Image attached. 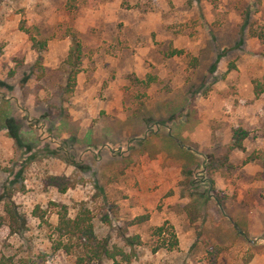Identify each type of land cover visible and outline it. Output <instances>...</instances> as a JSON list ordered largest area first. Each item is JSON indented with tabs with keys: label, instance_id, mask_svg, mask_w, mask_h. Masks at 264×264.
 <instances>
[{
	"label": "rangeland",
	"instance_id": "1",
	"mask_svg": "<svg viewBox=\"0 0 264 264\" xmlns=\"http://www.w3.org/2000/svg\"><path fill=\"white\" fill-rule=\"evenodd\" d=\"M263 36L264 0H0V194L27 226L0 201V264H77L54 247L60 205L127 253L139 234L122 264H264Z\"/></svg>",
	"mask_w": 264,
	"mask_h": 264
},
{
	"label": "trees",
	"instance_id": "2",
	"mask_svg": "<svg viewBox=\"0 0 264 264\" xmlns=\"http://www.w3.org/2000/svg\"><path fill=\"white\" fill-rule=\"evenodd\" d=\"M29 33V32H27ZM264 39V36H263ZM33 48L38 52L46 50L48 47V40L45 38H38L36 35L30 34ZM82 53L80 43H76L71 49V56L69 58L72 63L73 70L69 78V86L75 85L78 69L74 67L78 65ZM40 65V64H39ZM6 121V110L0 109V126ZM248 136V132L243 128L234 130L233 143L228 148V152L223 157V163L228 161L229 154L234 149H243L244 141ZM47 183L51 186L57 187L61 192H66L68 189L75 186V182L71 177L53 175L49 176ZM13 189L7 188L0 194V201L3 203L5 219L8 222L11 233L22 234L26 227L25 219L18 212L14 202L12 201ZM33 215L36 218L44 219L41 210L37 208ZM58 220L54 226V247L56 250L63 251L76 259L77 264H88L93 262H103L110 260L113 264H122L123 261H131V257L135 256L134 248L142 243L139 234L126 235L127 228L120 232V236L127 246L132 249L131 253H127L125 249L117 244H111L108 237H100L96 230L94 216L89 208L83 206L75 216L69 214V209L66 205H60L58 211ZM109 216L106 214L104 220H108ZM143 223L147 217L139 218ZM155 235H163L167 231L165 226L156 227L153 229ZM170 231V230H168ZM171 238L163 239L155 248L154 251L160 249H172L178 245V240L173 232H170Z\"/></svg>",
	"mask_w": 264,
	"mask_h": 264
}]
</instances>
